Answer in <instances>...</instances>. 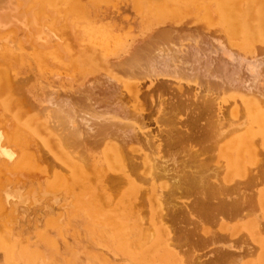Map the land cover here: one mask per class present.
Returning a JSON list of instances; mask_svg holds the SVG:
<instances>
[{"label":"bare ground","instance_id":"obj_1","mask_svg":"<svg viewBox=\"0 0 264 264\" xmlns=\"http://www.w3.org/2000/svg\"><path fill=\"white\" fill-rule=\"evenodd\" d=\"M111 1L0 0V107L4 111L1 112V118L6 115L4 113H8L6 118L11 113L7 123L3 119L2 121L10 125H7L10 129L11 124L17 128L14 130L16 133L11 131V134L6 130L8 127L0 123V166L6 168L5 172L9 173L7 174L10 178L11 174L13 176L14 173L29 169L30 166L32 168L39 158L34 162L35 156L31 151L28 152L30 145H33L31 139L43 138L47 133V138L41 140L42 146L53 152L52 157L61 162L58 165L65 168L68 174L64 178L65 174H61L60 170L59 173L58 170L51 172L52 174L48 173L55 175L53 180L47 179L52 181L47 183V186H50L48 189L55 188L60 191L59 189L67 188L74 197L75 207L86 211L89 222L96 227L92 230L96 231L107 245L130 257L133 262L148 260L183 264V259H179L177 251L171 248L174 243L172 245L170 240V229L164 219L165 206L162 204L166 187L170 188L171 182H175L177 178L164 184L159 182L155 186L157 167L164 168L166 165V157L161 158L162 154H158L161 151V138L154 133L150 134L135 122L140 117L141 110L137 112L138 110L133 108L136 111L132 109L133 112H128L117 88L120 86L129 92L133 91L131 99L135 101L140 88V82L135 81L138 76L157 78V75L170 74L176 79V84L180 85L181 76L184 75L187 80L196 78L197 73L201 72V83L204 87L215 89L220 94L214 101L213 119L203 124V127L207 128L205 137L209 139V150L215 157V165L212 173L207 176V172L202 173L197 167L204 163L203 159H199L198 163L193 164L195 173L190 171L186 174L188 178L185 182L196 181L201 187L205 185L212 189L208 194L211 198H216V219H220L224 213L237 218L243 215L246 217V214L241 212L244 206L247 203H255L256 212L249 219H245L242 227L259 250L253 264H264V183L259 186V180H256L257 174L264 176V168L260 166L261 163L264 165V0H131L139 14L141 40H137L138 34L127 38L128 33L119 35L110 28L111 26H104L103 23L100 25L99 20L104 15L99 16L97 9H105L104 5L111 4ZM188 18L199 21L200 26L183 27V21ZM178 26L184 36L180 34L182 38L177 40L170 32H176ZM175 32L173 31L174 34ZM183 38L186 42L181 41ZM27 54L33 55L35 59L33 75L19 77L15 73L25 69L22 66ZM113 69L121 71L126 79L117 77ZM58 71L72 76L74 85L65 88L58 84L56 80H62ZM47 73L49 76L45 77ZM178 73L183 75L179 76ZM100 78L111 86V90H103L107 96L102 101L94 94L100 84L95 83H98ZM30 79L34 81L29 87L31 89L24 88ZM52 80L54 82H51ZM3 96L6 98L2 99ZM32 96L33 100L29 102ZM36 99L37 102L40 101L39 104H35ZM46 108V113L50 112L47 118H53L56 122L47 119L46 115L43 116ZM30 109H36L42 115L37 114L36 110V116L34 113L29 115ZM39 115L44 117V121L43 118L40 121ZM48 121L54 124H49ZM182 124L185 125L184 122ZM2 128H5V134ZM51 130H57L55 136L51 137ZM94 130L99 138L88 142V135ZM126 140L142 141L149 151L143 148L142 151L140 145H131L133 147L129 148L128 144V153L120 144L127 143ZM37 145L35 148L33 146L35 152ZM193 147L194 150L196 147ZM34 151L32 150V153ZM51 153L49 152L50 156ZM191 153L192 156L201 158L204 147H198ZM136 156L140 160V167L143 165L146 170L143 168V175L140 171V175L133 177L130 171L138 162ZM156 156L159 159L157 164ZM41 168L44 172V168ZM36 169L39 171V167L36 166ZM38 173L40 174V171ZM88 175L91 177H87ZM94 177L97 179L96 186L90 183ZM4 179L2 178V181ZM110 181L121 187V190L117 191L119 196L114 201V197L110 199L107 191V183ZM139 182L146 184L142 189V195L147 197L148 203L147 214L144 212L146 215L140 214L142 209L140 205H136L141 191ZM22 183L15 185L17 187L13 186V189L4 188L3 185V192L0 190L4 196L3 200L0 195L1 200H13L12 208L15 207L13 209L21 213L19 217L16 216L18 218L28 209H25L27 192L33 191L30 188L31 190L26 192L27 195L23 194V187L20 185ZM47 186H42L38 192L46 195L51 190L45 191ZM0 187L2 188V184ZM51 192L50 196L53 194ZM53 195L51 197L55 199L57 196ZM200 195L202 200L206 199L204 191L201 190ZM3 203L0 206V218L9 217L8 213L3 211L7 203H4L5 207ZM12 208L8 210L10 213L11 210L15 212ZM44 208L47 209V206ZM51 214L49 215L52 216ZM62 216L61 214L59 217ZM55 217L52 216L53 219ZM12 220L10 225H16ZM48 224L55 226L57 223L50 220ZM4 226H0V229L3 230ZM239 228L240 226L238 230ZM3 233L0 232V248L5 250V264H16L18 260L23 264H49L38 251L26 248L29 245L19 249L16 254L12 251L8 233ZM216 235L226 241L225 235ZM41 236L49 244L53 243L45 238L44 234ZM24 241L23 239L22 242ZM225 241L223 242L230 243L231 240ZM232 247L235 248V245ZM221 250L223 254L230 255L229 259L233 258V254L237 255L236 258L238 255L241 258L240 249L239 252L226 248ZM69 257L66 260L70 264ZM54 263L56 264L55 261Z\"/></svg>","mask_w":264,"mask_h":264},{"label":"rangeland","instance_id":"obj_2","mask_svg":"<svg viewBox=\"0 0 264 264\" xmlns=\"http://www.w3.org/2000/svg\"><path fill=\"white\" fill-rule=\"evenodd\" d=\"M111 2H112L111 4L104 5V7H106L105 9L102 10L101 7H99L97 9L99 16L104 15L101 17L102 20H101V18L99 20L100 25H102V23H103L104 26L105 25L111 26L110 28L119 35H122L124 33H128L129 35L127 36V38L130 35L138 34L139 37L137 40H141L142 35L140 36L141 31H140L139 14L136 11L132 1L131 0H112ZM104 10H106V11H104ZM182 24H183V27H185V26H192V27L193 26H200L199 21L197 22V21H194L193 19H190V18H188L187 21H183ZM125 29H126V31H125ZM128 29H130V30H128ZM177 29L179 30V26L177 27ZM178 30L176 31V32H178V34L175 32V30H172L170 32L172 34V37H175V38L177 37L176 38L177 40L184 36V34L181 33L182 31H180V30L178 31ZM173 31L175 32V34L173 33ZM173 34L175 36H173ZM176 34H177V36H176ZM179 35L182 37H180ZM181 41L186 42L184 38L181 39ZM27 55H25L24 65L22 66V68L24 67L25 69L23 71H19V72L15 73V75H17L19 77L20 76L23 77L25 75H33V71H34L35 66H36L35 59H34L33 55H28V56ZM21 69L18 68V70H21ZM113 70H114V72L116 71L115 75L117 77L122 76L121 77L122 79H124L123 77H125V79H126V76L124 74H122L121 71H119L117 69H113ZM58 73L60 74V76L62 75L61 76L62 80H60V79L56 80V81H58V84H60L61 86H64L65 88H69V86L74 85V80L73 81L71 80L72 76H70L66 73H63L62 71H58ZM198 73L201 75V72H198ZM198 73L196 75L197 76L196 78L192 77L191 79L188 78L187 80H185L183 74L178 73L177 75H179V76L183 75V76H181L182 77L181 79L179 78L180 81L181 80L183 81V82L182 81L180 82V85L176 84L177 83L176 79L170 74H169V76L166 74L165 76H167V77H165L164 75H162V76L157 75V78H151V77L149 78V77L144 76V75L138 76L135 78L136 82H138V81L140 82V85H139L140 88L138 91L139 96L137 97L138 102H137V99L135 101L133 99H131V93L133 91L129 92L128 90H125L123 87H120L119 85H118L119 87L117 88L118 89L117 91L120 92V94H122L121 95L122 100L124 101V104L127 105L125 107H126L128 112H133V110L134 111L138 110L137 112H139L141 110L139 112L141 115H140V117L137 116L138 118L136 117L137 119L135 120V122L138 123V125L141 126L142 129L148 130L150 134L154 133L158 137L161 138V146H160L161 151L158 154H160V155L162 154L161 158L166 157L165 158L166 159L165 160L166 165L164 168L157 167L158 168V172H157L158 175L156 174V178L154 179L155 180V186H157V184L159 182L164 184V183L169 182V180H171V179L173 181V179L177 178V180H175V182H171L170 188L166 187V190H165L164 196H163V200H162L163 201L162 204H163V207L165 206L163 208L164 209L163 211L165 213L164 219H165V223H166L167 227L170 229L169 230L170 231V237H171L170 240H171L172 245L174 243L173 246L171 245L172 246L171 248L174 251H177L176 253H177L179 259L180 258L183 259L182 260L183 264H185V263L188 264L189 262H190L189 264H232L234 261L237 264H253V261L256 257V253H258L259 250H257L256 243L251 239V237H249L247 234H245L246 232L244 231L242 224L244 221H246L245 219H249V217H252L253 214L256 212L257 209H256V205H254L255 203L254 202L253 203L252 202L247 203L244 206V208L241 212L245 213L246 217H245V215L239 216V218H240L239 219L235 216L224 213L221 215L222 217L220 219H216V217H214V215L217 213L216 209H218V208H215V206H214V203H215L214 199H216V198H214V197L211 198L210 194H208V193H210V190H212V189L209 187H206L205 185H203L201 187L200 185H198V183L196 181L193 183H191L189 181L185 182V180H187V178H188V176L186 174H188L190 171H193V173H195V171H196L194 169L195 165H193V164L198 163L199 159H203L204 163L201 164L200 167L199 166H197V167L199 168V170L202 173L207 172V176L212 173L211 170H214V165H215V157L212 156V154H211L212 151L209 150V139H207L205 137V135H207L206 134L207 128L204 126L205 127V129H204L203 124L207 120L210 121L211 119H213V112H214L213 108L215 106L214 101H215V99L217 100L219 98L220 94L215 89H206L204 87V85L201 83V82H203L201 80L202 79L201 77H203V76L202 75L200 76ZM118 74H120V76ZM184 74H186V73H184ZM191 74H193V72H191ZM48 76H49V74L47 73L45 77H48ZM63 77H65V78L63 79ZM67 77H69V78H67ZM152 77H156V76H152ZM149 80L151 82H149ZM188 80L189 81L191 80V81L189 82ZM129 81L133 82L134 80L129 79ZM193 81H195V82H193ZM51 82H54V81L52 80ZM192 82L196 83L197 85L193 84ZM32 83H34V81L32 79H30V80H28V83H27L29 85L26 84V86H24V85H22V86H24V88L31 89L29 87L32 85ZM95 84H99V85L94 90V94L96 95L97 99H100V101H102L103 99H105L104 97L107 96L106 94H104L103 90H105V91L111 90V86H110L109 82H107L101 78H100L99 82L95 83ZM97 90H99V91H97ZM212 90H213V92H212ZM7 94L8 93H6V95ZM9 94H10V92H9ZM4 97L5 96H3L2 99ZM31 98L32 99H29V102H31V100H33V96ZM39 103H40V101L38 100V102H37V99H36L35 104H39ZM35 104H33V105H35ZM50 105H52V104H50ZM225 105H227V103H225ZM49 108H48V110H49ZM133 108H135L136 110ZM224 108H226V106ZM32 110L30 109L29 115H32L34 113L36 116V113H35L36 109H34V111H32ZM173 110H174V112H173ZM1 112H4V111H3V109L1 110V107H0V123L4 124L3 123L4 120H5L4 122L7 123L8 119L10 118L11 113H10L8 118H6L7 117L6 115L8 113H4V114H6L5 115L6 117L3 115L4 118H1V115H2ZM44 112L45 113L47 112V108H46V111H44ZM38 113L40 114L39 111H37V114ZM45 113H43V116L45 117V115H46V118L49 117L50 112H49V114H47L48 112L46 114ZM161 114H162V116H161ZM179 114H180V116H179ZM40 115H42V114H40ZM40 115L38 118L41 119L40 121H42V118H43V121H44V117L43 116L40 117ZM224 115L227 116L226 113ZM46 118H45V121H47V119H49V120L53 119V118L52 119L51 118L46 119ZM163 118H165L164 121H163ZM2 119H3V121H2ZM11 120H13V118L10 119V121ZM53 121L56 122L54 119H53ZM100 121H102V120H100ZM182 122H184L185 125H183ZM48 123H49V121H48ZM49 124H54V123L52 121H50ZM178 124H179V126H178ZM4 125H6V127H8V126L10 127V125H8V124H4ZM11 125H12L11 128L13 130L10 129L9 127L8 128L5 127L6 130L8 129L11 134H12L11 131L16 133V131H14V130H16L17 128L15 126H13V124H11ZM5 128L4 129L2 128L3 134L6 133ZM157 130H159V131H157ZM55 131H57V130H55ZM9 132H8V134H10ZM54 132H53V130H51V132H50L52 134V135L50 134L51 137L55 136L54 134H56V132L55 133ZM43 134L44 133H42L41 136H43ZM46 134L44 135L45 138H47ZM96 135H97V133H95V130H94V132H92V134L90 133L88 135V142L96 141L99 138ZM48 137H49V135H48ZM96 137H98V138H96ZM35 138L33 137L31 139V142H33L32 143L33 145L32 146L30 145L31 148L29 147L30 149H28V152L31 151L30 153L33 156H35L34 162L36 161L37 158H39V159H37L35 164H36L37 168L39 167L38 170L40 171V174L38 173L39 171H37L36 166H33L35 164H33L32 168H30L31 167L30 166L29 169H23L21 172H16V173H14L13 176L11 174L12 178H10V176L8 175L9 173L5 172L6 168L4 166H0V184H2V188L0 187L1 191L5 187H9L10 189H13L14 187H17L15 185L23 182L22 184H20L23 187V194H26V192L31 190V189L33 191L35 189L34 193L36 194L34 196L33 191L32 192L30 191L31 193L27 192V194L29 196L26 194L27 197H26V201H25V206L26 205L27 206L25 207V209L26 208H28V209H26V213H24V215H22V217L18 218L21 215V213L15 209H13L15 207L12 208L13 200H12V202H11V200L4 202L3 201L4 196H2L3 191L2 192L0 191L1 192L0 195L2 196L1 198L3 199V200L0 199V202L3 201L5 204L7 203L6 207H5V204L2 202L3 206L5 207V210H3V208H4L3 206L1 207V209L4 211L5 214L8 213V215H9V217L7 216L9 219H7V217L3 218V216H2V218H0L1 219L0 221L3 222V220H4L3 223L0 222V226H4V223L6 225L9 224L7 226L5 225L3 227V230L0 229V232H1V234L3 232H4L3 234L8 233L7 235H9V237H10L9 241H10L11 247L13 248L12 251L14 250L16 252V254H18L17 252L19 251V249L25 248L26 245H29L26 248H32V249L38 251L41 255H43V257L46 259V262H48L49 264H55L54 261L56 262V264H67L68 262L66 259L69 256H70L69 258L71 260L70 264H107V262L109 264H111V263L112 264H130V263L131 264H168L165 262L160 263L158 261L157 262L156 261L150 262L148 260H139V262H136V263L133 262L134 260L131 259L130 257L123 255L122 253H120L116 249L107 245V243H105L103 241V239L98 235V233L96 231L92 230L93 228L95 229L96 227H94L93 224H91L89 222L88 218L86 217V211L81 210V209H77L75 207L74 197L72 194L70 195V191L67 188L59 189L60 191L56 190L55 188H50L52 191H53V189L58 191V192H56V191H54V192L58 193L59 195H53L55 193L51 192V190L48 189L50 187L49 185L47 186V183L48 184L51 183L52 181H50V180H53V178L55 176L54 174L51 176L53 171L56 172L58 170V173L61 171L60 172L61 174H65L64 178H66L68 176V174H67V171H65L66 170L65 168L58 165L61 162L58 160L56 161L54 159V157H52L53 152L51 153V151H48V149H46L47 148L46 146H45V148H44V146H42L41 140H43V138L42 137H41L42 139L40 137H35ZM126 141H128V140H126ZM31 142H29V143L31 144ZM135 142L136 141L131 140V141H128L127 143H125V142L124 143L118 142V143L121 144L124 151L127 150L128 146L130 148L133 146L138 147V145H140L141 150L143 148V150L149 151L148 148L145 146V144L143 145L141 143L142 141H137L136 142L137 144ZM123 144L125 146H123ZM128 144H130V145H128ZM36 145H37V148H36L37 150L35 149L36 150V152H35L34 148ZM126 145H128V146H126ZM131 145H133V146H131ZM33 146H34V148H33ZM188 146H190L192 149ZM193 146H195L196 148L204 147V153L201 155L202 156L201 158H200V156H198V157L192 156L193 153H191V152H193L196 149L195 148L193 150V148H194ZM44 149H46L47 151ZM66 149L67 148L65 147V150ZM15 150L16 149H14V151ZM32 150L34 151L33 152L34 154L32 153ZM49 152L51 153V156H50ZM126 152L129 153V151H126ZM135 152H137V151H135ZM39 153H40V156H42V157L39 156ZM207 154H210V156H206ZM40 158H41V160H40ZM148 158H150V157H148ZM133 160H135L134 157H133ZM136 161H138V162H136L134 164V166L131 168V171H130V173H132L131 175H133V177H135L136 175H140L142 172L143 173L141 175H143L145 170H146L145 169L146 167H144L143 165H142V167H140L141 163H140V160L137 156H136ZM158 162H159V159L156 156V164ZM260 166H261V168H264V165L262 163L260 164ZM41 167L44 169H42ZM40 168L44 172H42L40 170ZM56 168H58V169H56ZM139 168H140V170H139ZM187 168H189V170ZM136 170H139V171H136ZM142 170H144V171H142ZM140 171H141V173H140ZM165 171H168V172H165ZM34 172H36V173L34 174ZM62 172H65V173H62ZM252 172H255V171L252 170ZM48 173H51V174L49 175ZM175 174H176V176H175ZM173 175H174V177H173ZM177 175H178V177H177ZM261 176L262 175L259 176V174H257V177H256V180H259V182L257 183V184L260 183L259 186L261 185V183H264V176H262V177ZM7 177H9V178H7ZM87 177H89V175ZM90 177H91V175H90ZM2 178L3 179L5 178V179L2 181ZM49 178H50V180H47ZM164 178H165V180H164ZM15 179L17 181H15ZM242 179L244 180V177ZM246 179H248V177ZM18 180H19V182H18ZM247 181L248 180H246V182ZM16 182H18V183L14 184ZM24 182H26V183H24ZM90 183L91 184L93 183L92 185L96 186L97 179L95 180V177H94L93 179L90 180ZM139 184H140L141 191H140V194L138 195L139 200L137 199L136 205H140L139 207H140V209H142L141 210L142 212L140 211L141 212L140 214L146 215L147 209H148V205H147L148 203H147V199H146L147 197L145 195H142L143 194L142 189L144 186H146V184L144 182H139ZM3 185H4V188H3ZM117 185L118 184H116L114 181H110L107 183V186H108L107 191L109 193L110 199L112 197H114L113 201L119 196V194H118L119 192H117V191L121 190L120 189L121 187L119 188V185L118 186ZM262 185L264 186V184H262ZM42 186L43 187L47 186V188H44V190L45 189H46L45 191L50 190L49 193L50 192H51V194L53 193L52 195L57 196L56 197L57 199L56 198L54 199L53 197H51L52 195L50 196L49 193H46V195H42L43 193L40 194L41 192L39 191L40 192L39 193L38 190H41L43 188ZM201 190L204 191V193L206 195L205 200L201 199L202 198L200 195ZM45 191L42 190V192H45ZM32 193H33V195H32ZM38 194H40L41 196L39 197ZM115 195H116V197H115ZM31 197H32V199H31ZM70 197H72V199ZM142 198H143V200H142ZM51 199H52V201H51ZM164 199L166 200V202H164L165 201ZM140 200H142V201H140ZM38 201H39V203H38ZM1 204H0V206H1ZM46 206H47V209L44 208ZM139 207L137 208L138 211L140 210ZM246 207H249V208H246ZM11 208L13 210H15V212L11 210V213H10V211H8V210H10ZM68 208L72 209V210H69ZM251 211H252V213H251ZM144 212H146V214ZM249 213L251 216L249 215ZM49 214H51L54 217L56 215L57 216L53 219L52 216H50ZM61 214L63 215L62 218L59 217V216H61ZM16 216H18V217H16ZM10 217H12L13 220ZM48 217L50 219H48ZM57 217L60 219H58ZM14 218H17L15 220L18 222H16L14 220ZM8 220H9V222H8ZM11 220L13 221V223H16V225L15 224L10 225V224H12ZM50 220H53L57 224H55V226H51L50 224H48V222H50ZM5 221H7V222H5ZM221 223H224V224H221ZM222 225H223V227H222ZM8 226H10V227H8ZM239 226H240V228L238 230ZM224 227H226V228H224ZM0 228H2V227H0ZM210 229H211V231H210ZM212 230H213V234H212ZM208 231H210L213 236H211L210 232H208ZM14 233H15V235H14ZM217 233L225 235L226 241L231 240L230 243L229 242L227 243L225 240H221L219 237H217V235H216ZM41 234H44L45 238L50 239L51 242H53V243L49 244L47 241H45L42 238ZM246 235L249 238H247ZM259 236H262V234H259ZM23 239L25 240L24 242H22ZM223 241H225L226 243H224ZM231 243L232 244L234 243L232 246L235 245V248H233L231 245H229ZM226 244H227V246H225ZM251 245H252V247L250 248ZM221 247L223 249L226 248V249H230L232 251L234 250V252H239L238 250L240 249L239 254H241L242 259L240 258V255H238V258H236L237 255L233 254L234 256L231 255V258L233 257L236 260L232 258L233 261H231L232 259H229L230 255H226L225 253L223 254ZM249 248H250V250L251 249L252 250L251 251L248 250ZM4 251L5 250H2L0 248V264H5L4 261H6V259H5L6 255H5ZM157 252H159V251H157ZM160 253H163V251H160ZM105 258H106V260H105ZM186 259H188V260H186ZM237 259L239 261H237ZM248 260H249V262H248ZM18 262H20V260H18L16 262V264H18ZM19 264H23V263L20 262Z\"/></svg>","mask_w":264,"mask_h":264}]
</instances>
